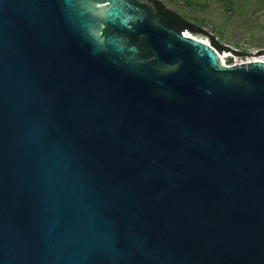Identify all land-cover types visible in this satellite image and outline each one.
I'll return each mask as SVG.
<instances>
[{"label":"water","instance_id":"1","mask_svg":"<svg viewBox=\"0 0 264 264\" xmlns=\"http://www.w3.org/2000/svg\"><path fill=\"white\" fill-rule=\"evenodd\" d=\"M221 53L156 0H0V264H264V62Z\"/></svg>","mask_w":264,"mask_h":264},{"label":"rangeland","instance_id":"2","mask_svg":"<svg viewBox=\"0 0 264 264\" xmlns=\"http://www.w3.org/2000/svg\"><path fill=\"white\" fill-rule=\"evenodd\" d=\"M207 32L199 33L211 43L214 37L229 49L224 60L236 56L264 57V0H161ZM264 59V58H260Z\"/></svg>","mask_w":264,"mask_h":264},{"label":"trees","instance_id":"3","mask_svg":"<svg viewBox=\"0 0 264 264\" xmlns=\"http://www.w3.org/2000/svg\"><path fill=\"white\" fill-rule=\"evenodd\" d=\"M157 1V7L161 14V16L165 20L166 26L170 28H179V29H190L193 33L199 34L201 33V28L197 26L195 23L190 21L185 16L181 15L179 12L169 8L166 6L161 0ZM211 45L218 49L221 52H224L228 50L229 48L226 46H223L218 40H216L214 37L211 39ZM263 52H260L259 55H262Z\"/></svg>","mask_w":264,"mask_h":264},{"label":"built area","instance_id":"4","mask_svg":"<svg viewBox=\"0 0 264 264\" xmlns=\"http://www.w3.org/2000/svg\"><path fill=\"white\" fill-rule=\"evenodd\" d=\"M257 58H264L262 55H254V56H236L232 59V61L225 60V64L228 66H235V65H241L244 63H250L254 60H258Z\"/></svg>","mask_w":264,"mask_h":264},{"label":"bare ground","instance_id":"5","mask_svg":"<svg viewBox=\"0 0 264 264\" xmlns=\"http://www.w3.org/2000/svg\"><path fill=\"white\" fill-rule=\"evenodd\" d=\"M220 56H221L222 61L225 62V60H224V57H225V56H222V55H220ZM257 59H258V60H261V61L264 62V59H263V60H262V59H259V58H257Z\"/></svg>","mask_w":264,"mask_h":264}]
</instances>
